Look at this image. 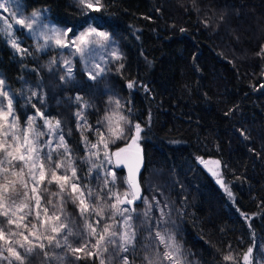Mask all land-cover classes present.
I'll use <instances>...</instances> for the list:
<instances>
[{"label":"trees","instance_id":"16d2710c","mask_svg":"<svg viewBox=\"0 0 264 264\" xmlns=\"http://www.w3.org/2000/svg\"><path fill=\"white\" fill-rule=\"evenodd\" d=\"M22 1L26 12L45 10L50 23L73 29L69 36L97 26L95 20L84 23L89 17L77 0ZM101 3L99 12L88 10L89 16L104 21L98 29L110 33L114 41L111 52L116 51L121 59L107 51V63L101 65L106 71L95 81L88 79V71L82 67L72 69L70 78L57 66L61 73L42 71L39 62L49 52L39 51L23 34L20 47L27 49L28 44L30 54H16L0 34V80L13 99L20 127L37 109L45 118L60 121L59 134L81 176L78 124L106 132L104 117L117 113L114 120L123 115L132 126L141 125L142 201L130 213L137 230L135 247L115 254L110 246L101 257L105 264H122L119 257L123 255L147 264L145 256H153L157 247L163 251L154 238L158 230L175 236L186 264H243L254 239L264 241V0ZM22 87L31 93L24 94ZM33 92L34 101L30 103V98L24 104L23 99ZM77 96L82 100L77 101ZM77 113L83 116L80 122ZM124 127L126 136L110 144L112 152L133 134L134 127L132 132H128L129 125ZM199 159L219 161L220 179L228 194L205 172ZM125 181L123 172L116 171L118 192L128 190ZM93 187L103 195L101 183ZM53 191H57L54 184L48 185V193L42 192L45 206L48 199L60 202V197L49 196ZM62 196L67 200L64 213L74 222L69 242L74 248L85 243L89 247L75 254L64 247L54 248L53 257L62 260L48 262L100 264L99 258L85 254L97 251L91 247L95 239L88 237L84 226L85 220L95 224L92 218L96 217H81L77 204ZM147 236L154 242L151 250L145 242ZM227 255L234 259L225 261ZM46 260L43 254L34 253L25 264H48Z\"/></svg>","mask_w":264,"mask_h":264},{"label":"snow or ice","instance_id":"6c2138e0","mask_svg":"<svg viewBox=\"0 0 264 264\" xmlns=\"http://www.w3.org/2000/svg\"><path fill=\"white\" fill-rule=\"evenodd\" d=\"M77 3L84 10L83 14L89 17L84 23L87 24L89 20H95L97 26L90 25L85 30L80 31L78 35L74 33V39H67L68 33L73 31L71 28L64 31L56 27L49 28L44 23L40 11H33L29 16H24L21 11L24 7L21 0H2L0 2V12L2 13H9V6L12 4H15L17 9L8 16L0 18L6 25L0 29V32L9 38L11 46L22 55L30 53L27 52V49L21 48L17 40L13 38L14 25L17 26V31L27 30L31 36L43 39L44 43L38 46V50L47 48L49 41H54L58 47L73 48L75 51L72 54H78L84 59L87 67L92 59L91 51L95 50L96 46L103 49L114 41H112L110 33L97 30L98 27H102L104 21L101 18L89 16L88 10L95 12L101 10L103 7L101 0H77ZM110 55L116 60L121 59L116 51L111 52ZM65 65L67 66L66 76L70 78L72 76L71 62L66 60ZM120 67L122 68L123 65L121 64ZM105 71L106 69L101 67L100 63L92 64L87 73L88 79L95 81ZM61 79L63 80L64 77ZM3 85L4 81L0 80V97L7 100L6 105L0 101V217H3L0 219V261H5L7 264H25L26 259L34 253L37 255L43 253L45 258L62 260L61 257H50L49 251H45V249L61 247L73 254L85 252V249L89 247L88 243L82 247L74 248L69 242V237L74 235L70 224L74 222L68 221L67 214L64 213V204L67 200L61 194L66 195L73 204H77L81 217H84L85 214L97 217L95 224L85 220L84 226L88 230V237L95 239V243L91 244V247L97 249L95 253L90 250L87 251L85 253L87 256H95L100 259V264H105L101 257L110 246L115 254L127 253L130 249H134L136 232L132 225L130 213L135 209L121 206L133 205L136 200L141 198L136 176L139 169L131 163L126 164V161L132 158V154L129 153V149L132 147L137 149L135 157L139 158L138 141L143 131L141 125L136 123L132 126L131 122L123 115H119L118 119L114 120L113 117L117 113H112L104 117L107 136L97 129L98 139L96 143H91L87 137H84L89 149L87 158V162L91 165L89 173L93 169L103 168L104 163L113 165V168L105 169L106 176H111L112 187H109V180L105 178L103 181L104 188L101 190L103 195H100L94 193L87 185L81 187L80 177L77 176V170L73 166L71 151L62 134L59 135L57 148L62 147L64 149L63 159L53 161V153L56 149L51 148V140L46 141L44 145L40 144V138L46 133L36 129L37 117L44 119V124L49 130L47 134L55 133L60 127V121L57 120L53 124L37 109L35 115L28 117L25 126L21 128L19 118L14 113L13 99L9 97L7 91L3 90ZM128 87L132 88L133 83L129 82ZM32 95L35 96L36 93L33 92ZM76 100L81 101L82 97L77 96ZM115 104L117 108L120 107L118 100L115 101ZM84 106L87 107V105ZM33 107L35 108V105ZM77 116L83 119L81 113H77ZM124 125H129L128 132H132L134 127V135L130 137V143L115 152H110L109 143H115L116 140L125 138ZM45 148H48L49 151L45 152ZM93 149L96 151H92ZM101 149L103 150L104 161L100 164L94 163L93 158L99 159ZM57 155L61 154L57 153ZM215 163L218 164L219 161ZM121 165L127 166L129 170L125 181L128 190L123 193L113 191L116 182V172L113 169L120 168ZM60 169H64V171L61 173L59 172ZM69 171L71 175L68 174ZM213 174L215 175V173ZM98 176L99 172H97ZM52 184L58 186L59 192H51L49 196L60 197V202L53 203L51 199H48L47 205L52 208V212L49 213V207L43 206L41 201L44 199L42 192L48 193V185ZM67 188H70V192H66ZM94 195L96 203L90 204L89 201ZM101 200L104 202L100 203ZM144 202L147 203V200L145 199ZM61 214L65 217L64 221H61ZM161 214L163 215V209H161ZM117 216L122 219L116 220ZM29 217L33 219L29 220ZM75 235H80V233H75ZM154 238L158 242V246H162L163 251L161 252L157 247L153 256H145L144 259L147 264H164L165 261L168 264H186L181 246L173 234L158 230L155 232ZM251 252L252 249H249L248 254L243 257L246 264ZM81 258L80 256L76 257V259ZM119 258L122 264H129L127 256H120ZM233 259L230 255L224 256L225 261Z\"/></svg>","mask_w":264,"mask_h":264},{"label":"rangeland","instance_id":"374dc122","mask_svg":"<svg viewBox=\"0 0 264 264\" xmlns=\"http://www.w3.org/2000/svg\"><path fill=\"white\" fill-rule=\"evenodd\" d=\"M0 2H2V0H0ZM21 3L25 7V5H24L22 0H21ZM24 7L21 9V11L23 12L24 16H29L31 14V12H33V11H40L42 13V18H44V23L47 24L49 28H52V27L59 28V27L55 26L54 24L50 23V21L48 20V18L46 16V11L45 10H42V9L38 8L36 10L26 12L24 10ZM13 11H17V9L15 7V4H12V5L9 6V13L0 12V18L8 16ZM18 15H19V13H18ZM9 22L14 23L13 21H9ZM4 27H6V25H4L3 22H2V19H0V29H2ZM16 27L17 26L14 25V28H13L12 32H13V38H15L17 40V43L19 45H20V41H21V39H23L24 35H26V37L28 36V37H30L32 39L33 45L37 49H38L39 45H42L44 43L42 38H37V37L31 36L27 32V30H24L23 32L17 31ZM59 29H61V28H59ZM61 30L64 31V29H61ZM97 30L98 31H104V30L98 29V28H97ZM0 34L6 39L8 44H10L9 38L3 32H0ZM78 34H79V32H78ZM74 38H75V35L74 36H69V34H68V37H67L68 40H71V39H74ZM10 46H11V44H10ZM26 48L27 49L30 48L28 44H26ZM13 50H14V53L21 54V53L17 52V50L15 48H13ZM39 51L44 52V53L45 52H47V53L49 52L48 54H50L49 56L45 57V59H43L41 62H39L41 64L40 66L42 67L41 68L42 71L49 72L48 70H52L53 73H55V71L58 72V70H59L60 73H61V70H62L63 74L66 75V68H67V66L65 65V61L66 60L71 62L72 69H74L75 67L81 69V67H82L83 69H86L87 71L91 67L92 64L100 63V65H104V61H106V59L108 58V57H106L107 51H108L109 54L111 53V43L108 46H106L105 48H103V49L100 48L99 46H96L95 50L91 51L92 59H91V62L89 63V65L87 67H86V63H85L84 59H82L78 54L77 55H73L72 54L75 51L73 48H70V47H66V48L58 47V46L55 45L54 41H49V46L47 48H44V49L39 50ZM32 54H33V52H32ZM35 57L37 58V55H35ZM52 61H55V63H52ZM56 66L60 67L61 70L59 68L55 69ZM20 90L24 94H27V95H29L31 93V92L28 93L26 87H22V89H20ZM31 97H33L32 94H31L30 97L27 96L26 99H23L24 104H26L27 103V99H30ZM3 101L5 102V105H6L7 104V100L5 98H3ZM33 101H34V98H31L29 100L30 103H32ZM35 113H36V111H35ZM77 119L80 122V119H79L78 116H77ZM48 120L51 121L50 119H48ZM51 122L53 124L55 123L54 121H51ZM25 124L21 125V128H23L25 126ZM35 127H36V129L38 131H42V132L46 133L44 136H42L40 138V144L41 145H44V143L46 141H49V140L52 141L51 148L56 149V151L53 153V158L55 159L53 161H58L60 159H63V155L62 154L64 153V149L62 147L61 148H57L58 138H59V135H60L58 129L56 130L55 133L47 134L49 132V130H48L47 126H45V124H44V119L39 118V117H37V119L35 121ZM78 129L80 130V133H81V145H82V152H83L82 158H80L78 160L79 167L80 166L82 167L81 168V170H82L81 171V176L77 175V176L80 177L79 183H80L81 187L83 188L84 185H87L88 188L92 189L93 192L95 193L96 189L94 190L95 187H93V184L101 183L103 185V181H104L105 178H107L109 180V187H112L111 176H106L105 169L113 168V165H109L107 163H104V167L103 168H101V169H93L92 172L89 173V168L91 167V165L87 162V158L89 156V149L86 146L84 137H87V140L89 142L96 143L97 139H98L97 130H91V128H89V127L84 128V126L81 123L78 124ZM104 131L105 130L102 129L101 132H104ZM90 132H91V134H88ZM104 133H105V136H107V131L104 132ZM110 144H112V143H109V151L112 152V150L110 149ZM44 151L45 152L49 151V149L45 148ZM92 151H96V150L93 149ZM57 153H59L61 155H57ZM102 161H104V155H103V150L101 149V154H100L99 159L93 158V162L97 163V164H100ZM215 162H216V160H213V159H207V160L199 159V161H198V163L203 167L205 172L210 177H212L217 183L222 185L223 181H222V179H220V177H221V166H220L219 163L217 164ZM73 166H74V163H73ZM63 171H64V169H60L59 170V172H61V173ZM97 172H99V176L98 177H97ZM213 173H215V175ZM68 174L71 175V172L69 171ZM55 186H56L57 191L59 192L58 186L57 185H55ZM223 189L228 194V190H227V187L225 185L223 186ZM113 191H117L118 192L117 187H116V182H115V187L113 188ZM53 192H55V191H53ZM66 192H70V188H67ZM85 194L87 195V193H85ZM129 198H131V197H129ZM59 200H60V198H59ZM95 201H96V198H95V195H94L92 200L89 201V203L92 204ZM41 203H42L43 206H45L43 201H41ZM51 212H52V209L49 208V213H51ZM131 213H134V211H132ZM143 218L147 219L146 216H143ZM0 219H3V217H0ZM32 219H33L32 217H29V220H32ZM92 219L94 221H96L97 217L96 218H92ZM121 219L122 218L119 217V216L116 217V220H118V221L121 220ZM61 220L64 221V218L62 217ZM132 225H133V228H134V230L136 232L137 230H136V227L134 226L133 221H132ZM41 230H43V229H41ZM98 231H99V229H98ZM136 235H137V232H136ZM147 238L148 239H146L145 242H146L147 246L149 247V250H151V249H153L155 247V246H153L154 242H152L149 239V236H147ZM45 243H46V241H45ZM134 244H135V242H134ZM250 249H252V252L249 254V260H248L247 264H264V241L261 240L259 237L254 239L253 246ZM45 251H49L50 256L53 257V254H54L53 249H45ZM37 252H39V250H37ZM5 254H7V253H5ZM42 254L43 253H40V255H42ZM246 254H248V251H247ZM123 256H126V255H123ZM46 261L47 262L48 261H53V258H47ZM0 264H7V262L0 261ZM48 264H51V263L48 262ZM52 264H54V263L52 262ZM129 264H143V261H142V259H140V262H139L137 260V258H135V257L134 258H129ZM243 264H246V262L244 260H243Z\"/></svg>","mask_w":264,"mask_h":264},{"label":"water","instance_id":"95a60500","mask_svg":"<svg viewBox=\"0 0 264 264\" xmlns=\"http://www.w3.org/2000/svg\"><path fill=\"white\" fill-rule=\"evenodd\" d=\"M132 135H134V130H133V134ZM139 141H140V139H139ZM139 141H138V144H139ZM129 143H130V139L128 140V142L126 144H124L120 148L126 147ZM118 149L114 150L113 152L117 151ZM139 149H140V151H139V158L138 159L135 157L137 149L135 147H132V148L129 149V153L132 154V158L130 160L126 161V164L127 163H131L134 167H138L139 170L136 173V176H137V180H138L139 187H140L139 179H140V176H141V174L143 172V169H144V157H143V151H142L140 145H139ZM113 160H115V157H113ZM114 170L117 171V172L122 171L124 176H125V179H127L128 174H129V170H128L127 166L121 165L120 168H114ZM140 197L141 198L136 200L133 205H122L121 207L134 208L136 205L140 204V202L142 201L141 188H140Z\"/></svg>","mask_w":264,"mask_h":264}]
</instances>
